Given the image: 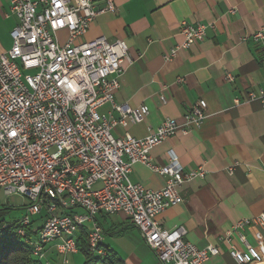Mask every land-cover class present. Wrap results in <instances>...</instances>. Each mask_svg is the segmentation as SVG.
<instances>
[{"label":"built area","instance_id":"built-area-1","mask_svg":"<svg viewBox=\"0 0 264 264\" xmlns=\"http://www.w3.org/2000/svg\"><path fill=\"white\" fill-rule=\"evenodd\" d=\"M115 9L114 0L10 1L16 23L10 47L0 53V192L27 200L17 233L43 264H50L48 248L67 264V255L77 252L82 229L88 251L105 255L97 216L119 213L130 219L155 253L156 264H203L219 249L196 246L185 238L184 226L165 228L156 216L183 202L182 185L204 178L205 171L183 170L172 151L166 165H156L149 153L178 131L198 128L206 117V101L193 103L181 122L163 119L142 138L113 133L149 113L146 104L129 106L114 99L124 61L132 62L126 42L104 36L84 39L98 15ZM207 27L181 21L182 41L163 59L202 41ZM248 39L264 48V27L243 37ZM226 78L232 77L227 73ZM243 100H258L264 108V91L249 90ZM105 104L111 111L101 113ZM137 163L165 175V184L150 189L130 181L128 174ZM236 164L227 167L228 173ZM36 215L41 222L34 227ZM250 224L264 227V213L237 221L220 236L236 264H264L243 232ZM233 235L243 249L233 243Z\"/></svg>","mask_w":264,"mask_h":264},{"label":"crops","instance_id":"crops-1","mask_svg":"<svg viewBox=\"0 0 264 264\" xmlns=\"http://www.w3.org/2000/svg\"><path fill=\"white\" fill-rule=\"evenodd\" d=\"M10 1L0 0V53L10 47V30L16 23L9 13ZM114 3L115 11L98 15L84 39L104 36L126 42L132 62L124 61L114 99L129 106L146 104L149 113L141 122L116 127L113 133L128 132L142 138L163 119L181 122L193 103L206 101V117L198 128L187 133L178 131L150 150L156 165H166L172 151L183 170L202 167L205 171L204 178L182 185L183 202L166 208L156 219L168 229L184 226L185 238L198 247L216 246L219 253L203 264H236L220 236L237 221L264 213V108L258 100H243L249 90L264 91V48L250 39L243 40L264 27V0ZM183 20L206 23L205 37L179 49L166 61L162 55L182 41L178 28ZM227 73L231 79L226 78ZM178 78L183 80L177 82ZM235 98L241 100L236 103ZM99 111L109 112L111 105L105 104ZM235 163L228 173L227 167ZM128 177L150 189H159L167 178L141 163L132 166ZM7 209H0V218ZM107 219L110 225L105 229ZM98 222L108 248L105 234L119 231L127 237V256H119L124 264L157 263L155 253L125 215H99ZM243 232L264 262V227L250 224ZM232 241L243 249L235 235ZM54 253L48 248L46 259Z\"/></svg>","mask_w":264,"mask_h":264},{"label":"trees","instance_id":"trees-1","mask_svg":"<svg viewBox=\"0 0 264 264\" xmlns=\"http://www.w3.org/2000/svg\"><path fill=\"white\" fill-rule=\"evenodd\" d=\"M18 222L6 223L0 218V264H43L30 253V246L17 233ZM86 231L81 230L77 239V251L83 254L82 264H124L122 259L103 244L105 255L99 256L88 251L85 242Z\"/></svg>","mask_w":264,"mask_h":264},{"label":"rangeland","instance_id":"rangeland-1","mask_svg":"<svg viewBox=\"0 0 264 264\" xmlns=\"http://www.w3.org/2000/svg\"><path fill=\"white\" fill-rule=\"evenodd\" d=\"M27 205V200L18 195H7L5 196L4 193L0 192V209L8 208L7 211L3 214L2 218L6 223H12L14 221L18 222L25 213L24 205ZM99 216V215H98ZM97 216V220H98ZM36 219L35 226L40 224V216L36 215L34 217ZM106 224H103L105 229L108 225H110V220L107 219L105 221ZM104 237L106 238V243L108 246L113 249L118 256L122 258H126L128 247L126 246L125 240L127 239L124 234L120 233L119 231H113L110 234H105ZM150 252V251H149ZM151 253V252H150ZM152 255V253H151ZM67 264H82L83 263V254L79 251L76 253H72L67 255ZM51 264H62V256L54 253L51 254L49 257Z\"/></svg>","mask_w":264,"mask_h":264}]
</instances>
